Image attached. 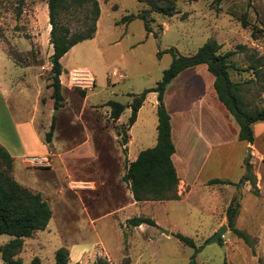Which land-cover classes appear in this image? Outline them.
<instances>
[{
	"label": "rangeland",
	"instance_id": "rangeland-1",
	"mask_svg": "<svg viewBox=\"0 0 264 264\" xmlns=\"http://www.w3.org/2000/svg\"><path fill=\"white\" fill-rule=\"evenodd\" d=\"M97 3L99 13L92 36L75 42L59 58L64 100L54 108L47 86L51 45L46 1L0 0V140L12 152V177L32 191L41 189L51 213L46 227L25 237L23 247L21 240L16 255L23 263L37 255L41 264H52L54 249L72 242L77 246L92 243L93 251L76 257L67 254V264H90L96 255L105 256L108 264H119L124 257L130 264H186L189 259L191 264H264V228L260 225L264 177L260 180L261 193L244 179V155L249 144L245 148L242 143L226 145L220 162L203 172L206 175L216 168L233 177L240 166L242 171L234 185L215 183L206 188L199 184L187 193L181 185L176 199L133 201L125 198L126 185L121 178L126 164L121 137L122 131L127 134L129 92H139L160 78L171 59L166 48L173 46L176 52L188 54L207 37L214 38L219 42V52L232 50L228 73L231 79L242 82L243 100L250 105H264V0H174L176 11L171 15L146 13L150 31L145 30L137 15L121 19L124 14H136L145 7L144 3ZM83 15L80 7L67 9L60 11L59 21L71 31L83 29ZM250 62L256 63L257 71ZM154 96L152 91L146 92L138 110L131 127L129 153L155 140V104L151 103ZM170 98L171 91H166L164 99ZM106 99L124 104L117 117L120 121L108 115L109 107L103 103ZM52 113L54 126L47 150L66 151L62 156H52V169L25 167L18 154L12 119L30 116L42 138ZM204 117L207 120L203 130L211 135L209 116ZM230 132L227 128L226 133ZM257 141L264 147V141ZM37 158L24 159V163L45 161ZM256 167L263 170L264 162ZM252 170L250 163L251 173ZM64 174L68 190L62 195L57 191ZM75 175H80L79 180ZM111 184L116 188L109 190ZM205 190H215L216 200L225 199V203L239 192L233 225L246 234L247 241L226 226L220 239L206 242L221 223L216 224V215H210L207 209L214 200L206 201ZM90 214L95 216L91 220ZM134 214L149 216L154 224H126L125 218ZM223 222L226 224L225 217ZM174 232L190 236L193 245L182 243ZM7 238V234L0 233V243ZM0 264L6 263L0 259Z\"/></svg>",
	"mask_w": 264,
	"mask_h": 264
},
{
	"label": "trees",
	"instance_id": "trees-1",
	"mask_svg": "<svg viewBox=\"0 0 264 264\" xmlns=\"http://www.w3.org/2000/svg\"><path fill=\"white\" fill-rule=\"evenodd\" d=\"M47 7V21L49 23L48 42L51 51L48 55L49 72L47 86L50 87L49 96L54 108L63 104L64 96L59 74L62 71L60 56L75 42L92 36L95 29V21L99 13L97 0H45ZM144 3L145 7L136 14L127 13L121 16L122 20H129L134 15L142 19L146 31H150L148 25V11H156L171 15L176 11L174 0H137ZM80 7L84 15L80 19L83 29L70 30L69 27L59 21L60 11ZM219 42L212 37H207L197 48L188 54L175 51L173 46L166 48L171 52V59L161 71L160 78L152 86L144 87L139 92H129L131 99L126 104L129 114L126 125H130L135 118L136 110L145 97L146 92L155 91V141L151 146L140 148L135 157L129 160L121 174L122 180L127 183L131 197L134 200L143 199H175L178 198L177 176L170 154L174 147L170 139L169 114L162 102V94L166 83L182 68L196 63H204L206 69L212 75V87L216 98L226 108L237 124L236 137L251 142V123L255 120L264 121V105H250L243 100V84L239 80H233L228 73L231 66L228 56L232 50L218 51ZM250 67L256 70V63L250 62ZM83 93V91H82ZM108 105V115L115 119L123 110L124 104L114 99H106L103 102ZM54 126V114H51L48 129L44 132L42 140H51ZM127 134L122 131V151L125 150ZM12 156L0 143V233L10 237L0 243V259L7 264H41L37 255H32L27 263H23L18 256H14L20 249L22 236L30 235L36 229L44 228L49 216L50 208L38 191H32L16 181L10 174ZM246 176L253 190L256 191L255 178L250 172V162L245 165ZM242 178L236 182V186ZM207 183H224L227 179L211 177ZM239 192L233 194L224 207L226 226L237 236L247 241L246 234L233 225V219L239 206ZM154 224L151 217L134 214L125 218V223L138 225L140 223ZM173 235L182 243L193 245L190 236L180 232ZM220 239V236L219 238ZM68 250L66 246L59 245L53 251L52 264H66ZM189 259L186 264H191ZM90 264H108L105 256L96 255ZM119 264H130L124 257Z\"/></svg>",
	"mask_w": 264,
	"mask_h": 264
},
{
	"label": "crops",
	"instance_id": "crops-1",
	"mask_svg": "<svg viewBox=\"0 0 264 264\" xmlns=\"http://www.w3.org/2000/svg\"><path fill=\"white\" fill-rule=\"evenodd\" d=\"M211 81H212V75L210 74V72L207 71L204 63H196L194 65L186 66L182 68L180 71H178L166 83L163 90L162 102L169 114L170 139L174 147L172 153L170 154V158L174 165L175 173L178 178L176 188L177 190H179V186L182 185L181 186L182 190H185L184 193H187L189 190L195 189L199 184L204 185V187L206 188L208 187L212 188L214 186L213 184L215 183L206 182V180L211 177L227 179L228 182H224V183L234 185V182L237 180L239 173L242 171L240 166L237 168V172L235 173L236 175H234L233 177L224 175L221 171H218L219 169L216 168H212L208 170V172L210 173H206V175L203 172H206L207 168L209 169L215 163L220 162L221 158L223 157V147L235 143L238 144L242 143L243 148H245L247 144H249L250 146L249 162L252 165V169H253L252 173L255 178L256 190H258V192L261 193L260 180L262 177H264V168L263 170H260L259 167H256V164L257 163L260 164L264 162V147L263 145H260V143H258L257 138L264 141V121L255 120L251 123V129H252L251 142L238 139L236 137L237 124L232 118V116L228 113L226 108L222 105V103L216 98ZM166 91H171V98L169 99V101H166V99H164V94L166 93ZM152 92L153 94H155V91ZM2 93H3L2 88L0 86L1 96ZM155 102H156V95L151 100V103L155 104ZM140 106L136 110V115L134 120L130 125H128L126 130L127 139L126 142L124 143L125 150L122 152L123 156L126 158V163L129 160L133 159L137 151L140 149L137 148L136 150L133 151V153H129V149H128V145L132 139L131 127L133 126V124L135 123L138 117V110ZM204 115L209 116L211 122V130H212L211 135L205 134V131L203 130V126L205 125V121L207 120V118H205ZM117 119L118 120L116 121H120V118ZM92 120H94V123L97 121L94 116H92ZM213 120H215L216 122H214ZM12 126L14 130L16 143L18 145L17 147L18 148L17 150L19 152L18 154L25 167H31L36 169H52L51 168L53 166L52 156L54 155L62 156V154L66 151V150L57 149V151L55 152H49L46 147L47 143L44 142L41 136L39 135V133L35 131L32 118L30 116L24 117L23 119H12ZM227 128L231 130L230 134L226 133ZM0 143L7 149L6 143H4V141L0 140ZM7 150L10 153V155H12V152H10L9 149ZM243 153L244 151L241 153L242 156ZM118 155L119 154H117V156ZM33 156L44 158L45 161L40 162V164L36 163V165H29L24 163V159L31 158ZM193 162L194 165L192 166L191 164H193ZM178 164L180 165L179 166L180 169H178ZM65 175L66 174H64L63 181L62 183H60L61 185L59 187V190L57 191L62 195L65 190H68L64 185V179H66ZM67 175L66 177H69V173H67ZM75 177L78 178L79 180L80 175H75ZM125 185L126 186H125L124 194H125V198L128 199V197H131V194L127 187L126 182ZM113 188L114 187L111 184L109 190H113ZM33 189L35 191H38L40 196L46 200V198L44 197L45 195L41 191V189H36V188ZM116 191L122 192V190H118V189H116ZM204 193L207 196L206 201H210V199L214 200L213 202L210 201L211 203L207 207L210 215L212 216L216 215V221H217L216 224L222 223L225 217L223 212V207L226 204L225 199H221L217 201L216 200L217 193L215 190H205ZM132 200L138 201L134 199ZM143 200L145 201V200H156V199H143ZM160 200H167V199H160ZM49 217H51V213ZM94 217L95 216L91 214L89 215L90 220L93 219ZM260 225L261 227L264 228V215H263V221ZM44 227H46V224ZM9 237L10 235H8V238ZM25 237L28 236H22L23 238L22 247H23V243L25 242ZM91 244L89 246L85 244H81L77 246L72 242H68L65 245L68 247V255L76 257L77 255H80L84 251L91 250L92 249ZM16 254L14 256H17Z\"/></svg>",
	"mask_w": 264,
	"mask_h": 264
},
{
	"label": "water",
	"instance_id": "water-1",
	"mask_svg": "<svg viewBox=\"0 0 264 264\" xmlns=\"http://www.w3.org/2000/svg\"><path fill=\"white\" fill-rule=\"evenodd\" d=\"M249 150H250V146L248 145L246 147V152L244 155V164L246 165L247 162V158L249 156ZM244 176V175H243ZM226 229V224L223 222L221 223L206 239V242H210V241H215L218 240L219 236L221 235V233ZM162 231L164 233H167L168 230L167 229H162Z\"/></svg>",
	"mask_w": 264,
	"mask_h": 264
},
{
	"label": "built area",
	"instance_id": "built-area-1",
	"mask_svg": "<svg viewBox=\"0 0 264 264\" xmlns=\"http://www.w3.org/2000/svg\"><path fill=\"white\" fill-rule=\"evenodd\" d=\"M81 75H83V74H81ZM118 75L120 76L121 75V73L119 72L118 73ZM31 159H38L37 157H35V156H33V157H31ZM39 161H41V160H39Z\"/></svg>",
	"mask_w": 264,
	"mask_h": 264
}]
</instances>
